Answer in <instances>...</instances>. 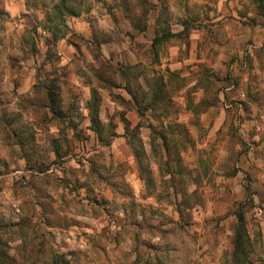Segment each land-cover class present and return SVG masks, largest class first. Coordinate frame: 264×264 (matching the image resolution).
Listing matches in <instances>:
<instances>
[{"label": "clouds", "instance_id": "1", "mask_svg": "<svg viewBox=\"0 0 264 264\" xmlns=\"http://www.w3.org/2000/svg\"><path fill=\"white\" fill-rule=\"evenodd\" d=\"M0 264H264V0H0Z\"/></svg>", "mask_w": 264, "mask_h": 264}]
</instances>
